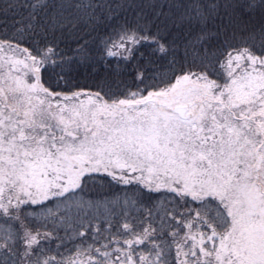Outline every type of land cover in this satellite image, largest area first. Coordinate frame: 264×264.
Masks as SVG:
<instances>
[{
  "label": "snow or ice",
  "instance_id": "snow-or-ice-1",
  "mask_svg": "<svg viewBox=\"0 0 264 264\" xmlns=\"http://www.w3.org/2000/svg\"><path fill=\"white\" fill-rule=\"evenodd\" d=\"M0 264H264V0H0Z\"/></svg>",
  "mask_w": 264,
  "mask_h": 264
},
{
  "label": "trees",
  "instance_id": "trees-1",
  "mask_svg": "<svg viewBox=\"0 0 264 264\" xmlns=\"http://www.w3.org/2000/svg\"><path fill=\"white\" fill-rule=\"evenodd\" d=\"M119 195H120L121 199H123V192L119 193ZM162 202H163V198H161L159 203H162ZM103 213H104V205H103V203H101L99 209H95L94 208V209L91 210L90 216L91 217H102ZM41 231H44V229H41ZM61 234H63V233H61ZM67 246L68 247H72L71 244H68ZM61 251L63 252L65 250L61 249ZM74 251H75V249L73 250V253H69L68 255H70V256L73 255ZM174 255H175V249L173 248V257H174Z\"/></svg>",
  "mask_w": 264,
  "mask_h": 264
}]
</instances>
